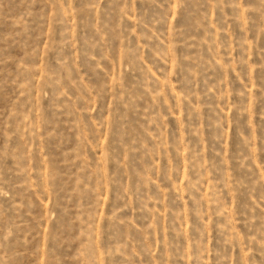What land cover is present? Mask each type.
Wrapping results in <instances>:
<instances>
[{
    "label": "rangeland",
    "instance_id": "1",
    "mask_svg": "<svg viewBox=\"0 0 264 264\" xmlns=\"http://www.w3.org/2000/svg\"><path fill=\"white\" fill-rule=\"evenodd\" d=\"M0 264H264V0H0Z\"/></svg>",
    "mask_w": 264,
    "mask_h": 264
}]
</instances>
